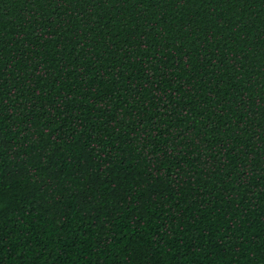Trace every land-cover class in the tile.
<instances>
[{"label":"trees","instance_id":"1","mask_svg":"<svg viewBox=\"0 0 264 264\" xmlns=\"http://www.w3.org/2000/svg\"><path fill=\"white\" fill-rule=\"evenodd\" d=\"M0 264H264V0H0Z\"/></svg>","mask_w":264,"mask_h":264}]
</instances>
